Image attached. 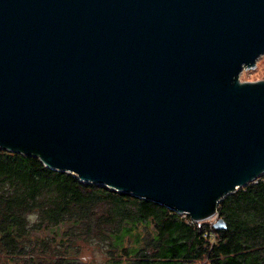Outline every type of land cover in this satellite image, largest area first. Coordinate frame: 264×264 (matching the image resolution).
Segmentation results:
<instances>
[{
	"label": "water",
	"instance_id": "95a60500",
	"mask_svg": "<svg viewBox=\"0 0 264 264\" xmlns=\"http://www.w3.org/2000/svg\"><path fill=\"white\" fill-rule=\"evenodd\" d=\"M263 54L264 0H0V148L211 219L264 176Z\"/></svg>",
	"mask_w": 264,
	"mask_h": 264
},
{
	"label": "trees",
	"instance_id": "16d2710c",
	"mask_svg": "<svg viewBox=\"0 0 264 264\" xmlns=\"http://www.w3.org/2000/svg\"><path fill=\"white\" fill-rule=\"evenodd\" d=\"M218 215L223 230L0 148V264H91L79 254L96 244L103 264H264V177L226 196ZM65 224L61 248L34 235Z\"/></svg>",
	"mask_w": 264,
	"mask_h": 264
},
{
	"label": "rangeland",
	"instance_id": "374dc122",
	"mask_svg": "<svg viewBox=\"0 0 264 264\" xmlns=\"http://www.w3.org/2000/svg\"><path fill=\"white\" fill-rule=\"evenodd\" d=\"M239 79L241 82H255L259 80H264V54L260 56L256 62V66L252 68H246L242 71V73L239 76ZM220 217L218 216V219ZM216 217H213L211 219L202 221V224H208L209 226L215 223ZM69 228L68 225L61 226L60 229H56L53 227H47L46 229H43L42 231H38L34 233V235L41 239H49L51 241L52 247H59L60 246V239L61 235ZM42 248V247H41ZM40 248V250H41ZM71 253H74V250H70ZM79 258L86 262L91 264H103L108 256L106 255L105 251L101 247H99L97 244L93 245L92 247H85L82 249L81 253L79 254ZM204 264H207L206 261L203 262ZM200 263V264H203Z\"/></svg>",
	"mask_w": 264,
	"mask_h": 264
},
{
	"label": "built area",
	"instance_id": "2783aa9c",
	"mask_svg": "<svg viewBox=\"0 0 264 264\" xmlns=\"http://www.w3.org/2000/svg\"><path fill=\"white\" fill-rule=\"evenodd\" d=\"M262 177H264V176H262ZM260 178H261V177H260ZM260 178H259V179H260ZM256 181H257V180H256ZM256 181H255V182H256ZM183 215L185 216V215H188V214L183 213ZM218 216H219L218 214L215 216V217L217 218L216 221H215V223L218 221ZM193 221H194V220H193ZM195 222L198 223V224H200V225L202 224V222H197V221H195ZM215 223H213L211 226H213Z\"/></svg>",
	"mask_w": 264,
	"mask_h": 264
},
{
	"label": "bare ground",
	"instance_id": "6f19581e",
	"mask_svg": "<svg viewBox=\"0 0 264 264\" xmlns=\"http://www.w3.org/2000/svg\"><path fill=\"white\" fill-rule=\"evenodd\" d=\"M204 264V263H203Z\"/></svg>",
	"mask_w": 264,
	"mask_h": 264
}]
</instances>
